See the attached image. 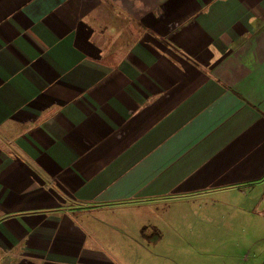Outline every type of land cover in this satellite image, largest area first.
Instances as JSON below:
<instances>
[{"label": "crops", "instance_id": "1", "mask_svg": "<svg viewBox=\"0 0 264 264\" xmlns=\"http://www.w3.org/2000/svg\"><path fill=\"white\" fill-rule=\"evenodd\" d=\"M260 188L264 0H0V264H173Z\"/></svg>", "mask_w": 264, "mask_h": 264}, {"label": "rangeland", "instance_id": "2", "mask_svg": "<svg viewBox=\"0 0 264 264\" xmlns=\"http://www.w3.org/2000/svg\"><path fill=\"white\" fill-rule=\"evenodd\" d=\"M260 189L246 199L224 200L213 213L195 216L197 225L177 229L176 246L169 249L168 258L173 264H264V188Z\"/></svg>", "mask_w": 264, "mask_h": 264}]
</instances>
